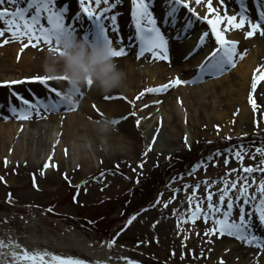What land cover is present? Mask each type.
I'll list each match as a JSON object with an SVG mask.
<instances>
[{
  "label": "bare ground",
  "instance_id": "bare-ground-1",
  "mask_svg": "<svg viewBox=\"0 0 264 264\" xmlns=\"http://www.w3.org/2000/svg\"><path fill=\"white\" fill-rule=\"evenodd\" d=\"M77 1L55 0V3L58 8L67 7L68 11L64 13L65 23L72 24L76 29L77 37H79L85 31L87 25L81 21L80 17L77 18L76 16L78 13L77 6L80 3L77 4ZM206 1L200 0V3L197 4L195 0H188V5L191 9H194L191 15L184 10L183 6H177L174 16L168 15V9L171 6L168 0H151V5L154 7L150 8V11L152 10L160 27L157 26L165 36V44L167 51L171 53V61L175 65L174 69L178 70L177 67L183 68L189 80L193 77L192 71L195 69V65L212 51V48H209V43L215 42L212 30L207 25L198 28L197 23L194 21L192 23L191 20L195 14L199 13L206 15L208 19H219L218 28L225 38L229 40L238 37L242 40L240 44H237L238 52L251 54L236 66L232 74L218 81H207L203 85L195 87L183 83L178 86V90H171L170 86L166 89L167 92L157 95L158 97L153 96L156 95V92H146L145 89L165 85L164 83L167 84L172 78H170V72L166 70L167 63L163 59H158L160 61L158 62L156 58L147 53L146 57L145 55L141 57L143 61L147 58L155 60L152 62L153 64L146 61V66L142 65V68L141 63L136 60V53L129 57L138 48L137 46L135 49L132 48L134 42H131V39L135 38L133 32H131V37L129 28L130 20H133L131 0H109V4H105L104 0H100L99 3L93 0L95 10L104 16V22H108L109 16H116V31L122 42L128 45L126 55L121 57L122 60L116 59L119 66L127 71L123 86L113 89L109 93H103L95 85L86 89L87 85L84 84L81 88L84 92L86 91V95L81 100L78 99L79 102L74 111L63 114H57L54 111L45 115H42L40 111V117L33 111L28 119L0 120V164L3 162V158L6 157L9 164L24 162L26 167L37 171V166L45 167L46 164H49V158L51 157V165L53 166L46 167L48 171L45 172L43 181L52 184L56 181L55 175H58L62 182L67 178L75 179L77 175L84 178L92 175L96 171L97 165L98 168H103L115 161L118 162L124 159L135 158L143 164L152 165L153 160L156 159L157 161L163 155L162 152L172 149L177 143L186 141L185 137L195 141L198 136L205 135L202 130L210 129L215 125H217L215 128L223 130L224 134L228 133L226 127L232 122V116L239 127L244 125L247 122L248 114L251 113L249 107L254 109L251 99L255 98L256 108L260 105L259 98H262L261 102L264 104L263 80V86H257L256 92H252V84L255 80L252 72L264 68V51L261 57L256 54L257 44L261 45L264 50V21L259 20L257 0H251L250 6L253 7L252 9L257 15L255 17L258 18V21L254 22L258 23L259 27L254 30L253 36L248 37L246 32L249 30H247L246 24L236 28L234 24L239 22L237 19L233 24H229L226 19L228 16H233L232 12L235 8L240 9L236 0H223V4L230 10L229 15L224 8L215 3L212 4L215 12L210 13L205 4ZM84 2L86 6H89L88 0H84ZM17 6L19 5H14V10ZM90 6L89 10L92 11ZM34 10L35 6L33 5L26 16H31ZM187 19L189 21L188 25L186 23ZM40 22L45 27L48 26L43 12L41 13ZM0 25L5 27L3 35L5 40L0 43V45H4V47L0 46V86L12 89L13 86H17L19 83L13 84L11 82L24 81V76H28L25 74L27 72L28 74L31 71L34 72L35 74L32 77L47 74L44 73L43 68L45 56L49 52L46 45H43L42 41L37 42L35 39L29 42L27 37L13 39L6 30V23L0 22ZM205 31L209 33V36L200 41L199 36ZM106 34H109L111 38L110 29H106ZM259 37H261L260 40ZM7 40H14L15 45L6 46ZM195 50H201L198 58L189 57ZM209 60L204 61V65L209 63ZM57 82L55 81V83ZM61 83L65 84L66 82ZM63 86L59 88L63 89ZM5 91L0 89L2 94ZM141 92H144V95L136 99ZM105 96L114 98L105 99ZM125 97L129 99L126 100ZM147 97H150L147 101L143 100ZM178 98L185 107L184 112L183 108H179L176 104L175 100ZM156 100H161L163 105L162 110L159 109V114L157 111V115L154 116L152 104ZM138 101H144V105L134 107ZM195 104H197V108H195ZM5 108L6 110L1 107V110L4 111L0 112L1 114L7 112L9 106ZM58 110H63V108ZM42 117L47 120L39 119ZM103 117L115 119L126 117L127 120L117 121L114 124V129L104 132L95 123ZM140 119L143 122L141 129L129 126V122L134 124ZM41 121L47 123H41ZM74 142L78 146L77 154H74L72 150ZM101 146H105L106 150L104 151ZM159 146L160 149H158ZM235 218L238 219V217ZM199 219V217L195 218L194 221H191V226L186 227V235L194 232L198 237L202 234V232H199L200 230L209 229L208 223ZM250 219L251 225L254 224L251 227L252 231L258 233L260 224L253 223V219ZM11 237V239L5 240L6 242L10 241L7 244L11 243L5 249L6 255L9 256V262H12L11 264H32L31 261L20 258L25 250L30 253L39 252L44 254L43 259L47 264H57L53 259L54 256H73L85 258L89 262L109 264V252H106V250L93 252L88 248V243L82 242L78 236L73 235L68 244L60 242L52 244L46 239L39 240L31 237H27V241L22 237L16 238L15 235H11ZM13 238L18 239L19 243L16 244ZM206 239L204 238V240ZM207 240L209 246H205L203 250L207 258L211 259L215 255L217 260L224 259L227 264H253L251 262L252 257L243 259L240 256L245 254L246 247L255 248V246L244 244L235 236H228L227 234H211ZM13 252L17 255L13 256ZM255 253L253 252V254ZM258 258L260 261L258 264H264L263 250L259 251ZM0 264L8 263H4L0 259Z\"/></svg>",
  "mask_w": 264,
  "mask_h": 264
},
{
  "label": "rangeland",
  "instance_id": "rangeland-1",
  "mask_svg": "<svg viewBox=\"0 0 264 264\" xmlns=\"http://www.w3.org/2000/svg\"><path fill=\"white\" fill-rule=\"evenodd\" d=\"M88 1L92 12L96 13L93 0ZM250 1L243 0L246 7L247 27L249 20L258 21ZM79 2L78 0L77 4ZM206 2L207 5L209 0ZM211 3L221 6L229 15L230 10L223 4V0H211ZM17 5L27 7V2L19 0ZM3 7H9L14 11V5L5 3ZM153 7L150 3L149 8ZM188 7L190 8L189 5ZM77 8L81 21L87 25L85 31H89L93 27V19L82 12L80 3ZM232 15L239 21L240 9L235 8ZM100 17L103 19L104 16L100 13ZM205 17L207 16L200 13L195 14L191 21L196 22L198 28L207 25L212 30V26ZM186 23L188 25V19ZM129 25L130 35L133 32L135 37L131 39V42H134L132 48L138 47L129 55L131 57L133 53L139 51V41L136 39L134 21L130 20ZM157 25L160 27L159 24ZM3 38L4 36H0V43L5 40ZM213 40L216 41L215 35ZM229 40L236 41L237 44L242 41L238 37ZM9 41L11 42L8 43ZM5 45L14 46L15 42L7 40ZM0 46L4 47V45ZM257 46L256 54L261 57L263 47L259 44ZM214 47L217 48L219 45L214 41L210 42L209 48L213 51L216 49ZM200 53L201 50H195L189 57L198 58ZM170 54L168 51V59L165 60L170 78L172 80L178 78L191 87L203 85L207 81H218L232 74L243 59L251 56L250 53L243 52L241 57L235 58L233 66L219 72L211 71L206 67L201 68L206 61L205 58L208 57L206 56L195 65L192 71L193 77L191 76L189 80L183 68L174 69L175 65L171 61ZM146 55L148 54L146 53L145 57ZM115 59L122 60L121 57ZM136 60L142 67V65L146 66V61L153 64L155 59L147 58L143 61L140 57ZM263 71L264 68H261L259 72L254 70L252 72L254 79ZM25 74L32 77L35 73L31 71ZM28 76H24V83H19L12 89L0 86V89L6 90V93L0 92L1 113L4 112L1 107L6 110V106L15 103L13 100L15 91L18 90L25 97L31 94L33 100L36 98L35 93L43 91L39 83L26 80ZM61 82L63 81L57 83L50 81V84L63 86L64 83ZM263 82L260 80L257 86H263ZM182 84L171 86V90H178V86ZM67 87L69 85L65 83L63 89L58 90L63 92ZM88 87L90 86H86V89ZM82 92L83 95L74 97L76 107L78 99L81 100L86 95V91L82 90ZM164 92L167 91L156 92L153 96L158 97L157 95ZM126 98V100L129 99ZM148 98L150 97L143 100L147 101ZM175 101L184 112L185 107L182 101L179 98ZM261 101L262 98H259L260 105L257 108L249 107L251 113L248 114L244 125L239 127L232 116V122L226 127L228 133L224 134L223 130L215 128L217 125L204 129L202 132L205 135L198 136L195 141L188 138L183 143H177L172 149L162 152L163 155L157 161L153 160L152 165L143 164L135 158L124 159L103 168H98L97 165L96 171L84 178L77 175L75 179L67 178L62 182L60 177L55 175L56 181L50 184L43 181L45 172L48 171L46 167L40 165L37 166V171H34L33 168L26 167L24 162L9 164L8 158H3L0 164V177H3L0 180V235L15 233L19 238L22 237L27 241V237H31L39 240L46 239L52 244L57 242L68 244L73 235L78 236L82 242L88 243V248L93 252L97 250L109 252V264H129L130 261L134 264H227L224 259L217 260L214 254V257L209 259L204 253L205 246H209L207 239L210 235H205L207 230H200L202 234L198 237L194 232L186 235L185 231L187 226H191V221L198 217L200 221L208 223V228L214 226L212 216L205 221L202 215L195 214L197 203L200 204L202 212L209 211L207 208L209 193L212 194V202L217 203L219 194L223 190L229 189V196H233V193H236L239 186L247 179L248 183L245 186L251 195L259 187V181L264 179V171L258 170L264 169V154L256 151L257 148L264 147V104ZM143 102L138 101L134 107H142ZM162 105L161 100L153 102L154 116L157 115V111L159 114V109L162 110ZM76 107L68 111L57 110L54 113L71 112ZM197 107L195 104V108ZM1 113L0 120H3V116L8 111ZM41 113L46 114L43 110ZM14 119L16 118L9 114V118L4 120ZM39 119L47 120L45 117ZM125 119L127 120V118H116L117 121ZM41 123L47 122L41 121ZM129 126L141 129L143 122L140 119L138 126L136 122L134 124L129 122ZM101 147L104 151L106 150L105 146ZM160 148L159 146L158 149ZM197 164L200 166L196 167ZM249 167L253 169L251 173L245 171ZM233 181L236 182V189L231 188ZM258 197L259 193H257ZM227 199L228 197L225 198V203L220 205L221 211L226 207ZM248 207H245L246 211ZM233 217H238L236 208L233 210ZM250 218L253 219V223H258L257 216L253 215ZM258 227V233L264 235V225ZM204 238L207 239L204 240ZM260 250L264 251V247H246L245 254L240 257L243 259L252 257L251 262L258 264L260 261L257 253ZM253 252L256 253L253 254Z\"/></svg>",
  "mask_w": 264,
  "mask_h": 264
},
{
  "label": "snow or ice",
  "instance_id": "snow-or-ice-1",
  "mask_svg": "<svg viewBox=\"0 0 264 264\" xmlns=\"http://www.w3.org/2000/svg\"><path fill=\"white\" fill-rule=\"evenodd\" d=\"M18 0H0V22H5L7 25V32L11 34L13 39H20L22 37H27L29 42L34 39L37 42L42 41L44 45L47 46L49 52L59 53L61 48L59 47L61 35L65 37L77 36L76 29L72 24L65 23L64 13L68 11L67 7L58 8L55 0H26L27 7H15V10H10L9 7H3L5 3L9 5H16ZM100 0H96L99 3ZM197 4L200 0H195ZM240 7L239 22L235 23L236 28L242 27L246 22V7L243 0H237ZM105 4H109V0H104ZM151 0H131V14L132 19L136 27V39L139 41V51L136 53V57L140 58L146 53H149L153 58L156 59H168L167 47L165 44V36L161 33L160 28L157 26V21L153 16L152 11H150L149 5ZM169 5L168 15L174 16L177 11V6H183L184 10L189 12L191 15L194 9L188 7V0H168ZM35 6L34 13L31 16H26V13ZM257 14L260 21H264V0H257ZM111 7V5H109ZM80 8L83 13L93 19V27L89 31H84L80 34V38L89 42L90 45H95L97 43L103 42L108 45L109 54L114 58H120L126 55V49L128 45L124 44L121 40L120 35L117 33L116 16L111 15L108 18V22H104L100 17V12L97 11L93 13L89 10V6L85 5L84 0H80ZM208 11L215 12L212 6L211 0L207 4ZM44 13L47 20V27L40 22L41 13ZM79 18L80 13L76 14ZM208 23L212 25V33L215 35L216 43L219 45L218 48L211 51L206 57L209 63L206 65H201V68H207L214 72H219L226 70L227 67L233 66L235 58L242 56L243 52H238L237 42L230 41L225 38L222 32L218 28L220 20H212L205 17ZM229 24H233L236 17L228 16L226 17ZM259 27L258 23L251 20L248 21L249 31L246 32V36L251 37L254 34V30ZM106 29H110L111 38L109 34H106ZM5 33V27L0 25V36ZM209 36L208 32H203L199 36V40L203 41L205 37ZM259 72L260 69H257ZM26 80L39 83L43 91L41 93H35V100H33L32 95L25 97L20 94L17 90L13 93L14 104H11L3 118L8 119L9 114L14 116L16 119H28L35 111L37 116L40 115V111L43 110L45 113L54 112L58 109L63 108V110H72L76 107V100L74 99L77 95H83L81 87H74L70 85V81L67 76H51L45 74L43 76L36 75L34 77L26 78ZM260 80H264V72H261L259 76L255 78V82L252 84V92L255 93L257 85ZM50 81H65L69 87L66 91H59V85L53 86ZM11 83H24V81H12ZM185 83L178 78H174L165 85H160L156 88H147L146 92H161L166 90L168 87ZM87 86H92L91 79H88ZM144 92H141L136 99L143 96ZM105 99H113L114 97L105 96ZM124 99H127L126 97ZM158 103V101H157ZM253 108H256L255 98L251 99ZM95 107V106H93ZM126 117H119L117 119H124ZM117 122L116 119L112 121L113 124ZM137 126L139 125V120L136 121ZM185 140L187 138L185 137ZM257 152L264 154V147L257 148ZM66 152V150H65ZM227 164V160L224 161ZM7 164V160L5 161ZM53 166L51 165V157L49 158V164L45 167ZM197 164L196 167H199ZM259 171H264V169H258ZM246 172L251 173L253 169L251 167L245 169ZM3 177H0L2 180ZM247 179L244 183L239 186L236 193L233 196H229V189L223 190L219 194V200L217 203H213L211 200L212 194H208L207 208L211 210L210 212H202L201 206L197 203L195 208V214L202 215L207 221L209 216L213 217L214 226L209 228L205 235L211 234H227L228 236H235L236 239L241 240L244 244L253 246L264 247V235L258 234L251 229V219L250 216H257L258 223L264 225V179L259 181V187L249 195L247 187ZM255 183V180H253ZM198 186V185H197ZM231 188L236 189V182L231 183ZM257 193L259 197L257 198ZM228 197L226 201V207L221 211L220 205L225 203V198ZM239 201L240 203H236ZM245 206H249L247 211ZM234 208L238 209V219L233 217ZM13 256L17 253L13 252ZM259 255V253H257ZM44 254L35 252L30 253L25 250L22 257L23 260L31 261L32 264H47L43 259ZM53 259L57 264H102V262H89L85 258L73 257V256H54ZM129 264H134V262H129Z\"/></svg>",
  "mask_w": 264,
  "mask_h": 264
},
{
  "label": "clouds",
  "instance_id": "clouds-1",
  "mask_svg": "<svg viewBox=\"0 0 264 264\" xmlns=\"http://www.w3.org/2000/svg\"><path fill=\"white\" fill-rule=\"evenodd\" d=\"M59 40L61 51L48 52L44 59L43 68L48 75L67 76L70 85L74 87H81L91 79L92 85L103 93L123 86L127 71L109 54L107 44L100 42L90 45L88 41L77 36L61 35ZM114 119L103 117L95 123L102 131L107 132L114 129ZM72 150L74 154L78 153L75 142Z\"/></svg>",
  "mask_w": 264,
  "mask_h": 264
}]
</instances>
